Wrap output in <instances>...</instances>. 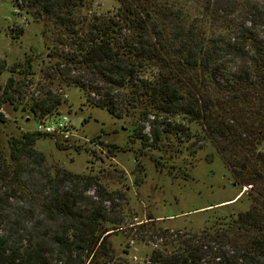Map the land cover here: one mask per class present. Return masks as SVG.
<instances>
[{
  "label": "trees",
  "instance_id": "16d2710c",
  "mask_svg": "<svg viewBox=\"0 0 264 264\" xmlns=\"http://www.w3.org/2000/svg\"><path fill=\"white\" fill-rule=\"evenodd\" d=\"M116 1L107 13L89 0L17 5L43 24L54 73L90 106L130 119L131 137L162 153L158 168L172 151L195 155L206 143L234 184L249 187L244 211L199 231L155 230L160 245L145 264H264V0ZM18 85L0 79V109ZM44 93L30 112L56 117L63 99ZM52 135H10L9 156L0 152V264H129L108 239L124 222L108 197L88 194L96 179L47 166L36 144Z\"/></svg>",
  "mask_w": 264,
  "mask_h": 264
},
{
  "label": "rangeland",
  "instance_id": "374dc122",
  "mask_svg": "<svg viewBox=\"0 0 264 264\" xmlns=\"http://www.w3.org/2000/svg\"><path fill=\"white\" fill-rule=\"evenodd\" d=\"M89 1L99 13L119 7L116 0ZM17 3L21 0H0V63L6 67L0 79L5 84L13 75L19 83L16 101L0 109L7 119L0 124L3 155L9 156L10 135L36 131L37 121L47 118L40 117V111L37 117L30 112L44 99V92L60 95L63 103L55 116L69 117L70 133L43 137L36 147L47 156L48 167H63L96 179L98 184L88 194L108 197L110 202L105 205L124 222L121 227H111L108 239L129 264L147 262L160 245L151 238L155 230L199 231L211 222L207 219L249 208V187L234 184L217 150L210 145L206 149V143L195 155L172 151L165 161L167 169L158 168L154 159L162 153L143 149L131 137L130 119H117L105 109L90 106L80 89L54 73L43 24ZM28 60L31 66L25 70ZM193 129L199 130V126L193 125Z\"/></svg>",
  "mask_w": 264,
  "mask_h": 264
},
{
  "label": "built area",
  "instance_id": "2783aa9c",
  "mask_svg": "<svg viewBox=\"0 0 264 264\" xmlns=\"http://www.w3.org/2000/svg\"><path fill=\"white\" fill-rule=\"evenodd\" d=\"M69 117H53L47 119H39L37 121L36 131L44 133V134H58V133H66L69 134L68 128Z\"/></svg>",
  "mask_w": 264,
  "mask_h": 264
}]
</instances>
